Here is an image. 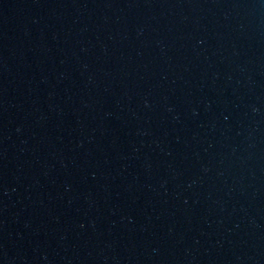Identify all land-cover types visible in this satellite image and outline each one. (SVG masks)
I'll return each instance as SVG.
<instances>
[{"label":"water","instance_id":"water-1","mask_svg":"<svg viewBox=\"0 0 264 264\" xmlns=\"http://www.w3.org/2000/svg\"><path fill=\"white\" fill-rule=\"evenodd\" d=\"M0 264H264V0H0Z\"/></svg>","mask_w":264,"mask_h":264}]
</instances>
